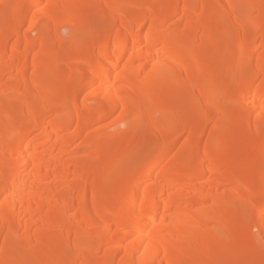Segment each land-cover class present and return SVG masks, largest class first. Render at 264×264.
<instances>
[{"label": "bare ground", "instance_id": "1", "mask_svg": "<svg viewBox=\"0 0 264 264\" xmlns=\"http://www.w3.org/2000/svg\"><path fill=\"white\" fill-rule=\"evenodd\" d=\"M196 1L0 0V264H264V0Z\"/></svg>", "mask_w": 264, "mask_h": 264}, {"label": "rangeland", "instance_id": "2", "mask_svg": "<svg viewBox=\"0 0 264 264\" xmlns=\"http://www.w3.org/2000/svg\"><path fill=\"white\" fill-rule=\"evenodd\" d=\"M206 2V4H210L209 6H211V5H214V3H213V0H206L205 1ZM162 4H159L158 6H157V8H155L156 10H154L155 11V14H158V15H160L161 16V9L163 8V2H161ZM189 4H191L190 6H192V7H195L197 4H198V1H196V0H189ZM143 8H145V7H143ZM145 9H143V11H144ZM212 12V10H209L208 9V11L205 13V15H204V18L202 19V22L204 23L205 21H206V18H207V16H208V14H210ZM146 16H148L147 15V13L146 12H143V14H142V19H144V18H146ZM230 19H231V15L229 14V13H224V14H222V17L219 19V21L217 22V25H216V27L218 28V29H221V28H223V27H225V28H227V27H229L228 28V30L229 31H231V33H233V32H235V27H233V26H230ZM106 20H107V26H109L110 25V23H111V21H112V19L111 18H109V17H106ZM183 18L182 19H180L179 18V16H172V18H170L168 21L166 20V23L164 22V24H162V31H171V30H174V29H178V28H180L181 27V25L183 24ZM105 25H102L100 22H98V21H95L94 19H90V21H88V23L86 24V27L89 29V30H94V31H102L105 27H104ZM67 31H68V28H64V29H62L61 31H60V37L62 38V39H64L65 38V35L67 34ZM198 31L199 32H201L202 31V26H199L198 27ZM33 36H35L33 33L32 34H30V37H33ZM72 41V42H71ZM70 42V45L73 47L74 45L73 44H75V42H76V40H71ZM23 47V46H22ZM71 51V50H70ZM70 51H68L67 53L68 54H70L71 55V53H70ZM72 52V51H71ZM61 54V53H60ZM208 58V60L209 61H211L212 60V57H210V56H208L207 57ZM230 64H232L231 65V67L233 68H236L237 67V63L233 60V62L230 60ZM236 66V67H235ZM228 75H229V73L227 72L224 76H225V78H227L228 77ZM195 91L193 90V91H190V95H195ZM83 96V97H82ZM82 98H84V94H82L81 95V99ZM66 99V98H65ZM64 101H66V100H64ZM237 102H242V100L241 101H237ZM61 103L63 104V101H61ZM226 105L225 104H222L221 105V112L226 108L225 107ZM80 111H82V110H80L79 109V107H78V109H77V112H80ZM114 122H115V120L113 119V117H110L109 119H106V120H104V121H100V122H96V123H93L92 125H91V127H90V131L89 132H91V134L93 133V134H98L97 135V139L96 140H98L99 142H102V141H104V140H106V134H104V133H108V131L111 133V132H113V130L114 131H117L118 130V128H120L121 129V127L123 126L122 124H114ZM228 124V123H227ZM115 126V128H113V127H111V126ZM211 125H212V123H209V124H207V126L205 127V132H208L209 131V129H210V127H211ZM100 127H102V128H100ZM113 128V129H111V128ZM99 128L100 129H103V133L101 134H99L98 132V130H99ZM105 128V129H104ZM123 128V127H122ZM108 129V130H107ZM119 129V130H120ZM91 130H94L95 132H93V131H91ZM97 130V131H96ZM104 130H106V132L104 131ZM228 130H230V125L228 124V125H226V126H224V128H223V130L220 132V135L218 134V136H217V140L218 141H223L224 140V138L226 137V134H227V132H228ZM69 131V133L68 134H70V132L72 131V127L70 126V128H69V130H67L66 132H68ZM67 134V133H66ZM67 134V135H68ZM34 135H38V133H34ZM104 136V137H103ZM236 137H239V134L238 135H236ZM133 141V140H132ZM131 141V142H132ZM79 143V140L78 139H76L75 140V142H73V145H74V147L76 148V147H78L79 149H80V145L78 144ZM192 144H193V146H192ZM77 145H79V146H77ZM105 147H103V148H108V149H113L114 148V145L113 144H107V145H104ZM74 147H72L73 148V152H74V154H75V152L77 153L76 155H74L76 158H74V156L73 155H71L70 154V156H71V158L73 157L75 160H78V161H83V160H85V155L82 153V150H81V152L79 151V149L78 148H76L77 150H78V152L77 151H74ZM134 154L136 155V156H139L144 150H150V151H153V152H157L156 154H157V156H159L158 155V148H159V146H158V134H157V132L156 131H151L150 133H148V135H145L144 136V138H143V140L141 141V143L140 144H138V145H135L134 147ZM193 148H194V141H191V142H189V146H188V148L185 150V151H187L185 154H190V153H193ZM170 151H171V156H168L167 157V159H171V160H182L183 158H184V156H182V152H183V150H182V148H181V144H177V145H175V146H173L171 149H170ZM73 154V153H72ZM69 155H66V157H68ZM69 156V157H70ZM234 156L235 155H232V157L234 158ZM66 157H64L65 159H67ZM68 157V158H69ZM5 167V166H4ZM260 175V173L258 172V173H256V175L255 176H259ZM204 180H201L200 182H203ZM197 187V186H196ZM204 205H207V203H205ZM93 207H95V203L92 205ZM247 209H250L249 207H247ZM103 210H105V209H103ZM246 213V212H245ZM76 220H79V217H78V219H76ZM80 225V224H79ZM78 227V225H75L74 226V228H77ZM52 233H54V231L52 232V231H45L44 230V232H43V234H52ZM256 233V231L255 230H253L252 231V234L254 235ZM87 235H88V233H87ZM87 235H86V237H87ZM21 236H23V235H21ZM21 236L20 237H18L17 239H16V241L17 242H13L12 244H10L8 247H7V251H9V252H14V251H16V248H17V250L19 249L18 248V246H19V242H20V240H21ZM88 237H89V235H88ZM255 240H256V243L257 244H260V246H261V248L263 249V252H264V241L262 240V238H261V236H259V235H256V237H255ZM17 243V244H16ZM20 244H21V242H20ZM51 245L52 244H54V243H50ZM49 244V245H50ZM56 245V244H55ZM55 245H53L52 247H51V249L53 248V250H54V246ZM20 247V246H19ZM58 249V248H57ZM55 251H56V249H55ZM11 252V253H12ZM99 256H100V252L97 250H95V252L93 253V257L95 258V259H97V258H99ZM259 258L260 257H256V258H254V259H252V261L250 262V263H248V264H257V263H259ZM237 259V258H236ZM236 259H233V264H235L236 263V261L238 260H236ZM229 261V262H230ZM230 262V263H231ZM55 263L56 264H58L57 263V261H55ZM76 263V262H75ZM231 263V264H232ZM65 264H68V263H65ZM76 264H79V261H77V263ZM187 264V263H186ZM188 264H190V263H188Z\"/></svg>", "mask_w": 264, "mask_h": 264}]
</instances>
